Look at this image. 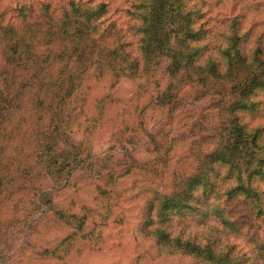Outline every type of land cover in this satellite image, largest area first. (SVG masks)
<instances>
[{
    "label": "trees",
    "instance_id": "trees-1",
    "mask_svg": "<svg viewBox=\"0 0 264 264\" xmlns=\"http://www.w3.org/2000/svg\"><path fill=\"white\" fill-rule=\"evenodd\" d=\"M116 1L121 0H0V227L14 212L16 192L9 187L16 181V160L25 161L20 179L36 169L37 159L44 163L37 174L65 173L68 182L86 163L93 177L113 182L138 167L133 161L96 168L108 153L94 156L77 148L84 145L72 138L73 130L80 131L72 125L77 102L88 80H112V86L148 80L168 57L169 83L157 106L179 113L202 97L223 106L215 127L205 124L211 118L204 115L189 129L191 164L187 171H173L170 195L148 203L149 234L158 245L210 264H264V245L248 257L229 243L242 229H254L239 221L240 213L253 219L264 214V191L256 186L264 179V137L243 121L245 112L261 104V48L246 50L231 25L214 31L200 7L206 0H122L117 9L124 22L114 19ZM174 142H153L163 176ZM10 228L0 231V257L12 250L17 227Z\"/></svg>",
    "mask_w": 264,
    "mask_h": 264
},
{
    "label": "rangeland",
    "instance_id": "rangeland-1",
    "mask_svg": "<svg viewBox=\"0 0 264 264\" xmlns=\"http://www.w3.org/2000/svg\"><path fill=\"white\" fill-rule=\"evenodd\" d=\"M123 5L122 0L113 3L114 19L120 22L124 17L117 7L122 9ZM200 7L214 31H224L231 25L241 35L240 42L246 50L260 47L257 63H264V0H206ZM169 65L170 59L164 57L154 77L125 79L116 86H112V80H88L77 102V117L72 125L80 131L73 130L72 138L84 145L76 147L83 153L93 151L94 156L108 153L95 163L96 168H119L137 161L138 167L129 175L115 182L100 180L93 177L86 163L68 182L65 173L51 177L44 171L37 174L44 163L34 159L36 169L27 172L26 179H20L25 161L13 163L16 181L9 189L16 192L14 212L3 217L0 231L17 227V232L11 241L12 250L4 252L6 256L1 254L0 264H210L171 251L164 243L158 245L155 235L149 234L148 218H144L150 201L171 194L173 171L188 170L192 156L189 129L204 115L211 118L205 124L215 127L216 114L223 106L215 104L212 97L192 101L179 113L157 106V98L169 83ZM184 92L190 101V86ZM257 100L261 102L258 109L245 112L243 121L251 129H261L264 137V91ZM81 106L84 113H78ZM173 140L169 167L163 176L160 163L154 161L158 153L153 142L164 146ZM122 151L127 155L117 154ZM180 158L182 162L178 164ZM256 186L264 191V179L258 180ZM58 211L68 221L60 218ZM240 214L239 221L251 222L254 229H242L229 243L251 257L257 245H264V214L257 219L244 211ZM79 220H83L82 229L77 228Z\"/></svg>",
    "mask_w": 264,
    "mask_h": 264
}]
</instances>
